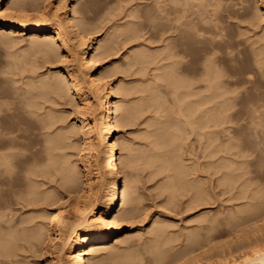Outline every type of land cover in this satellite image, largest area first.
<instances>
[{"label":"bare ground","instance_id":"1","mask_svg":"<svg viewBox=\"0 0 264 264\" xmlns=\"http://www.w3.org/2000/svg\"><path fill=\"white\" fill-rule=\"evenodd\" d=\"M9 1H8L9 3L7 2L8 3L7 6L11 10H9L8 12H4V9L1 5L4 2V0H0V28L1 27L4 28V29H2V28L0 29V33H2V34H0V37L3 36V34H5V32H7V31L1 32V30H5V29H9V31H11V32L21 31V33H30L33 36L30 37V40H29L30 43H28V44L30 45L29 47L33 49L32 51L35 50V53L38 52L39 55L42 56L41 58H44V60L46 59L48 62L49 61L53 62V60H55V61L58 60L61 63L63 62L64 65H63V68L61 69L62 71L57 70V72H55V73L53 71V72L46 74V76L44 78L45 80H40V79L36 80L38 82H35V81L32 82L33 80H31L30 86L27 85L29 88H27V86L26 87L24 86L23 89L20 88L22 86H20V87L18 86V88H14V86H13L14 89L13 88H9V89L7 88L8 92H10V93L12 91H13L12 93L17 91L18 93L20 92L19 94H21V91L24 90V92H22V94H24V96H21V97H19L20 95L17 93H14L15 94V95L13 94L14 96L11 93V97H16V94L18 95L17 96L18 102L14 98L12 99V100H15L17 102V105L15 104V107L11 106L14 103H12L10 105V101H8L9 99L11 100V98H8L10 96V93L8 96L7 92L3 91V92H6L5 94H3V95H7L6 99L8 98V100H6V99H4L5 97H3L1 95L3 93L1 90L0 97L2 96L3 100L0 101V113L2 111L3 114L6 113V115L4 114L5 116H8L7 112L11 111L10 109L13 110V108L17 109V107H20L22 110H20L18 108L17 111L20 110L21 112H23L22 114H25L24 112H26L28 114V117L29 116L31 117V114L34 113V115H35L36 112H39L36 110L42 109L40 106L44 103V102L42 103V100H40L42 104L40 106H37V104L40 101H37L36 99L32 100V98H33L32 96L38 95V97H36V98L40 97V99H44V101L48 102L49 98L51 100H53V98H52L53 94H55V96L60 95L62 97L61 94H64L65 91H67V93H65L67 95L74 94V95H76V97L79 96L80 99L83 100V102H82L83 107L86 109V111L90 110V112L92 111L91 113H93L94 112L93 110L96 107H98L101 111L98 118L94 117L95 116L94 113L91 114V118L89 121L84 119L83 117H78L76 119V121H78V122H76L77 123L76 125L78 127L77 129L78 130L80 129L81 134L84 135V133H85L88 135V137H90L89 138L90 140L87 142V145L90 147V149L92 151H94L93 157H94L96 168H97V170L100 168H101L100 170H102V168H104L105 169L104 171L107 172L109 179H108V187H107L106 192L102 193V196L100 197L101 199H98V197L97 198L95 197L96 196L95 194L97 192L92 193V190L94 188V184L100 183L99 181L101 179H103L101 177V174H100L102 172H100L96 177H94V178H97V180H99V181H95V180H93V176L91 175V172H89V170L88 171L87 170L81 171L82 173L80 174L81 175L80 176L79 174H77L78 171L76 172V168L69 166L71 164L70 163L68 164V161L66 158H64L65 160H63L62 152L60 150H57V148L60 147V143L58 144V142H60L59 140H61L60 139L61 136L64 137L67 134H69V132L72 131L71 126H69L71 129L68 127L70 130H68L67 134L64 133L65 134L64 135L62 133V135L60 137H59V135L55 136V138L59 137L58 138L59 140L57 138L54 140V138H53L54 134L52 137H50L49 135H47L48 137H45L43 135L45 132H43V134L41 133L42 136L45 138V140H43V138H42V142L40 140H37V141H40L41 144H37L35 142L38 145V146H36L35 143H34V145H33V143L30 145V144H27L26 142H25L26 144H24V142H22L24 139L22 140L20 137L26 133V132L25 133L22 132L24 128L21 129V127H20L18 129H16V131H18L20 129L22 130V131L20 130L22 133L19 131L21 133V135L17 134L16 132H15L16 135H12V134H11L12 136L9 135V133L12 131H15V128L17 127V125H15L13 123L15 120H13L11 122L12 124L15 125V127H13L14 128V130H13V128L11 126H14V125L11 124V126L10 125L8 126L10 128H8L6 126L8 123L5 122V121H8L7 119L10 120L11 117H6L7 119L4 118L5 120L1 119L3 122L6 123V125H4L2 123L0 124V128H4V129H2L3 132H1L2 130H0V134H2V137L0 136V264H20L21 262H19V261L22 258V257H20L21 255H26V254H28V255L32 254L33 255V253H35V252H36V254H39V252H41V251L43 252V250H46V249H50L51 251L54 250L56 253L55 259H54L52 264H63L61 255L66 257L65 261H67V264H92V263H90L92 256H90L88 254L93 252V251L98 250L99 246L104 247V248H106L105 246H108L107 244L113 240L115 235L123 230L122 220L124 218L131 219L130 216H132L134 214V212H136L135 211L136 206H134V205L137 204V202H138L137 196L136 195L133 196V194H132V189L134 186V180H136L134 177L135 174L133 175V172H131L129 167L130 168L132 167L133 162L135 161V157H137L139 154L137 156H135L134 155L135 151H134V153H132L130 155L131 152L128 151L129 155L127 154V156L125 157L124 155H121L123 152L122 151L118 155H116V152H115L116 143L113 140V135L115 133L116 127L121 123H126L129 121V119H128L129 116L127 115L129 113V109L122 107V103H120L121 102L120 98L119 99L113 98V97L117 96V93H119L120 89L117 86V84H113L111 80H106V78L111 75V74L109 75V71L108 70H100L99 71L97 68L98 67V60H99L98 55H99V53L105 54V52L109 49V46L111 45V43H110L111 39L110 40L108 39L110 42L107 40L108 42L103 41V42H100L98 45H95L96 40H94L93 37L92 38H88V37L86 38V35L88 33L92 32L91 30L95 29L96 24L94 23L95 24L94 25L91 22L87 21L88 19H87V17H85V15H84L85 13L79 11L78 8L75 7L76 6L75 4H73L71 7V10H72L71 16L66 14L65 9L63 10V12L62 11L56 12L58 7L59 8L61 6L63 7L65 0H61V1L58 0L59 6L57 7V9L55 10L54 13H53L54 10H52V12H51V14L53 13L52 14L53 16L51 15V17H54V18L51 19V17H49L50 19H48V20H39L38 19L39 16H37L39 14H37L36 16L34 14L33 15L31 14V12H37V10H39V8H37V5H40L39 3H37L35 5V7H33V8H36L37 10L32 11L31 9L28 8L29 7L28 5H30L29 4L30 2L28 3L27 0H9ZM205 1H207V0H205ZM205 1H203V0H153V3L151 5L149 4L150 7L147 6V8H145L146 10H150L151 12L149 13V11H146L144 9L143 13H145V11H146V12H148V14L147 13H146L147 15L143 14V16L144 17L148 16L150 20H153V21H151V24L153 26H155L154 28H156V27L159 28L160 26L162 27L164 24H166L168 22V24L165 25L166 28L164 26L162 31H164V32L169 31L168 33L174 32L175 35L179 34L178 35L179 37H181V35H182L183 37H185L184 43L188 44V43H191L192 41H193L192 43H194L195 41L197 42L198 40H203L202 38L204 37V33L205 34L207 33V35H209V33L210 34L215 33L216 35H218V34H222L221 32H223V31H221L222 26L220 27L218 25V24H222L221 23L222 21L217 22L218 24L215 21V20L219 19L220 16L218 18L217 13L214 12V11H217L216 9L219 10V7L221 6V5H219L220 0H215V2L218 1V3L214 2L211 10L209 9V5L212 4L211 0H210V2L207 1V3H203ZM31 2H32V0H31ZM35 2H37V1H35ZM35 2H33V3H35ZM223 3H224V1H223ZM220 4H222V1L220 2ZM31 5L34 6L33 4H31ZM31 5H30V8H32ZM40 6H42V4ZM44 7H45V5H43V8L40 7L42 9V10L40 9V13H41V11H43ZM256 7H257V5H256ZM258 8L257 9L262 12L261 15H263V18H264V5H259ZM33 10H35V9H33ZM163 11H164V13H161ZM230 12L231 11H229V13L227 15H229ZM236 12L238 13L237 10H236ZM82 13H83V15H82ZM215 13H216V15H215ZM232 13H231V15H232ZM162 14H166V15H164L165 16L164 19L166 18L165 21H167V20L168 21L167 22L164 21L165 23L163 21L158 22L155 20L158 18H159V20H162V19H160V16H161V18L163 16ZM235 15H236V13H235ZM233 17L237 18V15L233 16ZM146 20H147V18H146ZM147 21H149V20H147ZM159 23L160 24L164 23V24L160 25ZM206 23H210V25L209 24L207 25ZM90 24H92L93 26ZM254 24H256V22ZM118 26H120V25L118 24ZM120 27H118L119 31L122 30V28L120 29ZM158 28H156V29L158 30ZM217 28L219 29V31H217ZM95 30H97V28ZM242 31H241V33H242ZM175 32H177V33H175ZM67 33H69V35ZM41 34H42V36H41ZM171 34H169L168 37L171 40L172 39L175 40V37H177V36H173L174 34L173 35H171ZM260 34L259 35L261 36V38L259 37V40H261V39L264 40V31L262 33L260 32ZM170 35L173 36L174 38L170 37ZM207 35H205V37ZM257 35H258V33H257ZM209 36H212V35H209ZM179 37L177 39H179ZM213 37L214 36H212L211 38L209 37L210 40H212ZM2 38L4 39V37H2ZM174 40H172V41H174ZM181 40H182V38L179 41H181ZM263 40H261L262 44L264 43ZM4 41H5V39H4ZM261 41H259V42L261 43ZM6 42H8V41L6 40ZM174 42H172V43L174 44ZM259 42H257L256 44H259ZM82 44L84 45L83 48L78 49L77 47H79V45H82ZM182 44H183V42H182ZM215 44H216V42L213 43L212 45L210 44L211 48ZM219 44H218V47L220 46ZM184 45L182 46L180 44V46H179V43H178V46H179V48H181L182 52H183V49L185 50ZM263 45L262 46L259 45V47L263 48ZM169 46H171V45L169 44ZM175 46L176 45L174 44V46L171 48L173 50V53H174V51L175 52L180 51V50L177 51L178 48L174 50L173 48ZM215 46H216L215 48H217V44ZM220 47L223 48L222 46H220ZM259 47H257V48H259ZM30 48H29V50H30ZM97 48L100 51L97 50L98 51L97 52L96 51ZM209 48H210V46H209ZM215 48L212 50L214 51ZM255 48H254V51H255ZM139 49H141V50H139ZM139 49H136L135 52L133 51L134 53L132 52L133 55L131 56L130 61L133 62V64H134V62L137 63L138 61L139 62L142 61V63H143L144 57L146 58L148 54L150 55V53L147 54L145 52L147 50H148L147 52H150L148 48H147V50H145L144 48H139ZM142 49L144 50L143 52H145L146 56L143 54ZM218 49L219 48H217L216 50H218ZM26 51H28V49ZM215 51L214 52L208 51V54H209V52H211L210 53V56H211V54L213 55L214 53H216ZM225 51L227 52V50H225ZM262 51H264V50L261 49V52ZM258 52L259 51L254 52V55L259 54ZM222 53H224V51ZM166 54L168 55L169 53L167 52ZM166 54H164L165 56L161 57V58L165 59V57L167 56ZM174 54L176 55L177 53H174ZM178 54H179V52H178ZM173 55H170L171 58H169V60H168L169 62H166L169 64L167 67H165L167 65L166 63H165L166 65L165 64L159 65L160 66L159 67L160 72L158 71L157 73L159 76L158 79H160V78L164 79L163 80L164 82H167L169 84V86L171 85L170 87L172 90L175 88L174 91L171 90L173 92L172 93L173 97H172V95H171V97L173 98V100H175V103H176V104L173 103L174 105H176V112L175 113H177V116L182 115V119L184 117L185 123L187 122L188 124H192L195 122V123H198L200 126L199 125H197V126L201 127L202 129L204 126H206V127L211 126V128L216 129V130H214V129L212 130L210 128L211 129L210 130V129H208L209 127H207L208 132L210 130L212 133L209 132L208 134H206L204 132L206 135L203 133L202 130H200L205 135V137L207 135L210 136L209 134H211L210 137L212 139V136H213L212 134H216V136H217L220 132H222L220 134L225 135L224 136L225 138L227 137V142L223 143L220 140L218 143L215 142L214 144H216V147L219 149V151L223 150L224 152H226L227 154L230 155V156H228L227 159H229L230 160L229 163H231L233 165L232 168H233L234 173L231 171V173H232V175H231L230 171H229L230 169L228 167H226V165H224L226 162L225 159H224V161H225L224 164H222L220 162V160L221 161L223 160V159H221L223 153H221L220 158L218 157V159L215 160V164L217 161H219L222 166L224 165L223 167L228 168V170L224 169V168H223V170L228 171L227 176L229 173L230 176H228V177L230 179L222 172L224 174V176H226L225 178L226 179L228 178V180H226V181L232 182V181H229V180H231V177L234 176V178H236V177H239L242 175H244V180H246V178L249 177L246 174L248 173V170H250V169H248V168H250L249 167L250 162H251V164L253 163L252 159H254L253 155H255V154L252 153V155H251L252 159L251 160H250L251 157H249V156L251 154V151L255 148L253 147L252 150L249 149L247 143L250 144L251 141H250V143L247 142L248 140L246 139V137L248 135L243 136L247 141L245 139H243V137L240 135L243 132V130H242V132L240 131L242 129L241 126H243V124L240 126V124L238 123L239 118H241V117H239L240 111L238 112V108L236 107V105H237L238 97L240 96L243 99L242 96L245 94H243V95L241 94L242 95L241 96L239 94L243 93V92L239 91L240 89L237 90L238 92H235V90H233L231 87V86L236 85V84L238 85L239 80H236L233 78L237 82L232 81L233 80L231 78L232 76L229 79V75H232L231 74L232 71L229 72L228 69H227V72L224 70L226 72L225 73L226 75L228 73L227 77H225L226 75H224V73L220 72L222 69L219 71L215 67V66H217V64H219L218 58L215 59L216 56H212V57L207 56L206 59L204 58L205 61L203 60L204 65H205L204 68H203V66H201L202 70L197 69V70H200V72L198 71L200 74L198 72H197V74L201 75V78H200V76H198L196 74L198 79L200 78L199 81L202 80L201 83H203V81H204L205 85L200 83L204 87H200L199 91L197 90V88H198L197 86H196L197 87L196 89H195V87H193L195 89V91L197 90V92H194L193 91L194 89L192 90V86H193L194 82L195 81L198 82V80L195 79V81H192V79H189V78H191V77L193 78L195 71L193 72L194 74H192L193 76L190 75V77H189V75H188L189 69L186 72H184L183 71L184 68H182L183 74L186 75V73L188 72L187 78H184V77L182 78L181 77L182 73L179 75L178 69H175V64L177 62L181 61V59L175 60V58H173ZM214 55H216V54H214ZM258 58H256L255 60H257ZM259 59H261V57ZM146 60H147V58L144 60V62ZM170 60H171V62H170ZM223 60H225V58H223ZM11 61H10V63L13 62V61L12 62ZM219 61H221V58ZM263 61L264 60H261V61L259 60L260 63H258V64L260 67H262V65L264 64ZM183 62L181 63V66L185 65ZM261 62H263V64ZM17 63H15V64H17ZM225 63L228 64L227 62H225ZM127 64H130V63H127ZM178 64H180V63H178ZM178 64H176V67ZM230 64H229V70H230ZM163 65H164V67H162V70H161V66H163ZM218 66H217V68H218ZM178 68H181V67H179V65H178ZM222 68H223V66H222ZM226 68H228V67H226ZM232 68H233V66H232ZM81 69L86 71V73L88 75L89 87L91 88V90H89V92L90 91L93 92L92 94H93V97L95 99L94 105H92L91 102H89V99H87V97H86L87 96L86 94L88 91L86 92L84 90L85 87H83L84 86L83 80L81 79V76H80ZM261 69H262V73H263L264 72L263 71L264 65H263V68H261ZM176 70H177L176 74L178 75L177 77L175 74ZM157 73H155L154 76H157ZM237 74H238V72H237ZM196 75H195V78H196ZM223 75H224V78H221ZM248 77H250V76H248ZM239 78H243V77L240 76ZM11 79H13V78H11ZM244 79H246L245 82L249 81V79H247V77H245V75H244ZM14 80H15V78L12 81H14ZM193 80H194V78H193ZM153 81H154V79H153ZM27 82H29V81H27ZM192 82H193V84H192ZM241 82H242V80H241ZM167 83H165V84H167ZM25 84H27V83H25ZM191 84H192V86H191ZM240 84H242V83H240ZM150 86L152 87V85H150ZM150 86H148V83H147V85L145 83L144 84L145 88L144 87L143 88H144V90L146 88L151 89ZM172 86H174V88ZM31 87H33L34 89ZM10 89L11 90L13 89V90L11 91ZM18 89H20V90L18 91ZM25 89H27V90L30 89V92L33 90L32 92L34 94L32 95V93H30L29 91L28 92L25 91ZM150 89H148V90H150ZM152 89H154V88H152ZM34 90L37 92L35 93ZM243 90L244 89H242V91ZM248 90H250V87ZM156 91L155 92H154V90L148 91V93L143 95V97H142V99H140V101L143 100V101H141L143 103H144V101H146V102L152 104L151 106H153V104H156L155 106H157V107L162 106V103L164 101L161 98H159L161 100H158V97L156 94L158 92H156ZM245 92L246 91H244V93ZM28 94H29V96H25ZM259 95H261V94H259ZM58 96H56V97H58ZM262 96H260V97L257 96L258 98L254 99L255 100L254 103L252 102L253 105H252V103L249 104L246 100V102L249 104V106L252 105V107L249 109V111L247 113L245 112L247 115L246 114L245 115L243 114L244 116L240 115L243 117L247 116L245 119L248 118L247 122H248L249 128L250 127L252 128V129L250 128L252 131L254 128L257 127L256 125L259 123V122L257 123V121H254V119H253L254 112H257L258 110L264 108V98H261ZM46 98L48 101L45 100ZM241 98H239V99H241ZM51 100H50V102H51ZM55 100H53L52 102H55ZM160 101H163V102L160 103ZM146 102H145V105H146ZM239 102H240V100H239ZM95 104H96V106H95ZM173 104H172V107H173ZM163 105H164V103H163ZM168 105H170V104H167L166 106H162V109L160 107L158 108L159 110L156 109V111H155L156 114H158V112L160 113L161 110L164 111L163 114H165V116H168L169 114H171L172 112L169 113V111H171L170 110L171 106H168ZM249 106H246V107L249 108ZM244 107L245 106H243V108ZM36 108H39V109H36ZM244 110L246 111V108ZM13 111H15V110H13ZM15 112L13 114H15ZM21 112L20 113L17 112V113L21 114ZM42 112L40 111L41 114H45L47 112V114H45V116L47 117V119L51 118L48 120L50 122V120H52V118H53L52 115L54 112L53 113L51 112L52 114H50V111L48 113V110H46L45 113H42ZM196 112L198 113L197 115H195ZM17 113L15 114L16 116H17ZM27 114H25V116ZM160 114L162 115V113H160ZM160 114L156 115V116H158L156 118L157 120H154V121H152V123H150L151 125H153V128L151 129L150 134H152L154 136V139H152L153 142H151V143H153V145L151 147L155 148V152L151 153L152 155H150V156H148L149 155L148 154L147 155L148 157L146 159L144 157V159L147 160L148 163H150V164L153 162L155 166H156V162H157L156 167H158L159 170L161 169V171H162V168H164L168 171V173L166 171V174H168V179L166 180V182L164 184V187L166 188V189L165 188L164 189L169 191V194L171 195L172 198L173 197L176 198L179 194H181L179 192H183L184 190H187V189L188 190L193 189L194 193L190 192L193 195V198H192V195L190 194L191 199H193V201L195 199L198 200V198L202 199L203 193L201 194L198 190L203 189L201 187L206 184L204 182L205 178L203 181H200V177H196L198 179V181L204 182V184L202 183L203 184L202 185L201 183H199L197 181V184H200L201 186L197 185L198 187H200V189H196V183L194 182V179L196 180V178L194 177V179H192L193 175L191 178L189 177L190 176L189 174L199 166L198 163L195 164V162H194L195 165H198L194 169L195 165L192 164V166H193L192 167L191 165H188V163L184 164L185 162L183 163V161H184L183 157L180 156L182 158V159H180V157H179L180 153L179 154L177 153V151H178L177 146L180 147L179 146L180 144H178V142H177V137L180 134V132L182 131V127H183V131H184V126H181L180 124H176V126H175L176 129L174 128L172 130V128H171L169 130L170 127L169 128L167 127L169 125V124H167L168 120L166 122L165 119H167V118L170 119V117L172 118V116L164 118V120H163V117H165V116H162V117H160L162 120L161 119L159 120V116H161ZM174 114H173V117H174ZM34 115H32V116L34 117ZM35 116H40V115L37 114ZM156 116L154 115V117H156ZM42 117H44V115ZM42 117H40V120H42L41 126L44 127V124L47 122V120H44L46 117H44V118H42ZM34 118L37 119L39 117H34ZM180 119H181V116H179L178 121L182 120V119L181 120ZM258 119H260V118H258ZM241 120L243 121L242 118H241ZM44 121H45V123H42ZM56 121L57 120L55 119V122ZM242 121H241V123H245ZM37 122H39V119H37ZM53 122H54V120H53ZM182 122H183V120H182ZM34 123H35V120H34ZM50 123H51V125H53L52 122H50ZM168 123H170V122H168ZM185 123L183 122V124H185ZM37 124H39V123H37ZM46 124H48V122ZM188 124H187V126H188ZM260 124H261V122H260ZM148 125H149V123H148ZM41 126H40V129L42 131L43 127L41 128ZM192 126H193V124H192ZM197 126H195V129L198 128ZM259 126H261V125H259ZM49 127H47V125H46L45 128H49ZM81 127L82 128L85 127V128H83L84 130ZM206 127L203 130H205ZM243 127L245 128V126H243ZM37 128H39V127H37ZM68 128H66V130ZM246 129L247 128H245V130ZM64 130H63V132H64ZM247 131H245L244 133H246ZM89 132H91V133H89ZM198 132H199V128H198ZM254 132H255V130H254ZM183 133H185V132H183ZM250 133H252V132H249V134ZM255 133H257V132H255ZM255 133H252L253 138L255 137V135H254ZM146 134L148 135L149 133H146ZM185 134H183V135H185ZM257 134H259V133H257ZM216 136H214V138H216ZM66 137H69V136H66ZM66 137H64L61 140V142H63V144L65 142L64 140ZM205 137L203 139L206 142L205 141H203V142L204 143H207V142L210 143V141H211L210 138H209V140H210L209 141L207 139V137L206 138ZM224 137H222V138H224ZM252 137H250V138H252ZM262 137H264V136H262ZM18 138H20L21 141ZM23 138H24V136H23ZM258 139H260V138H257L254 141H257ZM56 140H57V142H56ZM43 141H45V143ZM216 141H218V140H216ZM260 141H262V140H260ZM121 142H124V141L119 142L120 151L122 149H124L125 147H128L127 143L125 144V142L124 143H121ZM209 143L204 144V146L206 147V148H204L205 150L206 149L208 150L209 148H210L209 150H212L211 148H213L212 147L213 145L211 143H210V145H208ZM258 143L260 144V142H257V143L255 142V144H258ZM63 144H62V146H63ZM165 144L168 147H165L164 146ZM253 144H254V142H253ZM201 145H203V144H201ZM209 146H211V147H209ZM262 146L260 148H258V146L256 147V152H257L256 155L258 156V157L256 156V158H257V160L259 159V161L261 159H264V153H263L264 146L263 147ZM60 148L62 149L63 147H60ZM217 148H216V150H218ZM257 148H258V150H257ZM55 149H56V151H55ZM135 149L136 148H134V150ZM204 149H202V150L204 151ZM207 150H206V152L204 151L206 153V155H208ZM209 150H208V152H210ZM246 150L247 151L249 150L248 151L249 153L246 152ZM59 151L61 152L60 154L58 153ZM137 152H138V150H137ZM213 152L216 154L218 153V151H215V150H213ZM140 153H142V151ZM60 155H61V157H60ZM206 155H205V157H206ZM219 155H220V152H219ZM223 156L225 157V155H223ZM140 157L142 159V156H140ZM140 157H137V158H140ZM82 158H84V157H82ZM213 159H215V158H213ZM254 161H256V159H254ZM145 163L148 164L147 162H145ZM248 164H249V166L247 168L246 166ZM256 164L262 165L259 162ZM209 165L212 166L213 164L208 163V165H206V167ZM190 166L194 170H191ZM213 166L216 167L215 165H213ZM213 166H212V168H213ZM219 166H217V167L219 168ZM86 167L90 168V164L88 163ZM71 168H73L74 170H71ZM208 168L209 167H207V169ZM80 169H79V171H80ZM201 169H203V168H201ZM201 169H198V170H201ZM59 170L61 171V174H59L60 173V172H58ZM100 170H98V172ZM198 170H195V171L197 172ZM54 172L58 173L59 177L62 179V180L60 178H59L60 180L58 179V181H61L60 183L59 182L58 183L52 182L54 180L50 181L49 179L53 175L50 176V175L45 174V173L53 174ZM210 175H209V177H211ZM78 176L81 177V179H80L81 184H80V181L78 179ZM224 176L222 175V178H224ZM254 176H255V174H254ZM242 177H240V180L243 179ZM220 179H221V176H220ZM232 180H233V178H232ZM236 181H237V179H236ZM253 181H255V179ZM253 181L250 183L254 184L255 182L253 183ZM47 182L54 183L57 186H55L54 190L53 189L49 190L50 188H47V187H46L47 189L42 188L43 184H45V183L48 184ZM221 182H222V180H221ZM221 182H219V183H221ZM219 183L217 184L218 186L221 185V184L219 185ZM246 183H247V180H246ZM226 184H228V183H226ZM257 184H258V182H257ZM222 185H225V184H222ZM229 185H230L229 187H231L233 184H229ZM246 185L250 186L248 184H246ZM256 185H254V186L252 185L255 188H253L251 186L252 190L250 189L251 193H250L249 197L251 199H258L260 202V200L264 198V191L261 190V187H260V189L256 188ZM236 186H238V185H236V183H235L234 188H236ZM259 186H261V185L259 184ZM43 187H45V185ZM50 187H53V186H50ZM262 189H264L263 186H262ZM204 190H207V189H203V192H204ZM236 190H237V188H236ZM207 192L209 193V190H207ZM3 193H4V195L6 194L5 198H7L6 197L7 195H9V198H7L8 200H6L2 197ZM236 193H238V192H236ZM239 193L241 195L242 192H239ZM176 194H178V195H176ZM185 195H186V192H185ZM240 195H237V197L238 196L241 197ZM66 197H69V198L72 197V198H74V200H76L75 209L77 210V214L74 213L76 218H75V216H74V218L72 216L73 219H70L71 215L68 214L69 211L68 212L66 210L62 211L60 209V207H62L63 205L66 204L65 200L63 201V199ZM206 197H204V198H206ZM242 197L244 198V196H242ZM246 197H248V196H246ZM135 198L137 200H135ZM251 199H249V200L251 201ZM200 201H194L193 203L192 202H190V203H192L193 205L194 204L196 205V203H199ZM133 202L134 203L136 202V203L134 204ZM246 202H248V201H246ZM252 202L253 201H251V203ZM263 202H264V200H263ZM248 203L249 204H245V208L243 207L244 210L251 211L249 213L254 212L256 207H257V206L255 207V205H257V204H250V202H248ZM54 204H55V206H54ZM66 205H68V204H66ZM13 206L14 207L16 206L18 208L17 210L21 211V214L23 212H25V213L30 212V214L26 213L27 215L24 214L21 216H20V214L16 215V213H18V212H15V213L13 212V210L16 209ZM43 207H45L47 214H44L45 212H43V211H42L43 214L40 213L41 211L40 212L37 211V210H39L38 208L43 209ZM45 209H43V210H45ZM257 210L258 209H256V211ZM31 211H32V213H31ZM238 211L241 212V209ZM229 212H231V211H229ZM236 213H237V211H236ZM249 213L246 212L247 215H251ZM200 217L202 218L201 215H200ZM252 217H254V213H252ZM215 218H214V220H215ZM205 219H206V216H205ZM210 220H213V219H210ZM211 223L212 222H210V226H212ZM199 225H198L199 228L202 227ZM155 226H156V224H154V227ZM205 226H207V225H205ZM199 228H198V230H199ZM151 229H153V227ZM200 230H199V234L197 232V235H200L202 233V231L200 233ZM153 231H154V229L152 230V232ZM159 231H162V228L156 226L154 232L157 233ZM164 231H165V229H164ZM162 233H164V232H161L160 234H162ZM189 234H192V233H189ZM195 235L196 234H194V236ZM202 235L203 234H201V236ZM154 236H155V234H154ZM157 236H159V235H157ZM187 236L190 237V235H187ZM55 238L61 239L59 242V246L56 249H55V245H57V244H55V240H56ZM155 238H157V237L155 236ZM155 238L153 240H155ZM160 239H162V238H159L158 241H161ZM153 240L151 241L152 243L150 242L152 245H150L149 250H148L152 253V255L148 257V260L151 264H171L180 258V256H178V253H179L177 251L178 249L175 250L178 253H177V256L174 257V255H176V252H173L175 254H173V253L169 254L170 251L167 252L168 250L164 249V247L166 245H164V247H163L161 242H158V241L156 242L157 239L155 240V243L153 242ZM162 240L164 241V239H162ZM185 241H187V240H185ZM191 241L192 240H190V242ZM164 242H166V241H164ZM164 242H163V244H164ZM188 244H189V240H188ZM191 244L193 245V243H191ZM197 245L198 244H196L194 246H197ZM200 245H199V248H200ZM203 245H206V244H203ZM185 247H187V246L185 245ZM187 248H190V247H187ZM197 248H198V246H197ZM199 248L197 249L198 251H199ZM167 249H169V248H167ZM193 249H194V247H193ZM201 249L202 248H200V250ZM50 250H48V251L50 252ZM182 251H184V250H182ZM186 251H187V249H186ZM192 251L193 250H191V252ZM117 252H119V250H114L113 252L111 251V255L113 257L112 256H110V257L116 258L114 256H117L120 253L126 254L123 251L120 253H117ZM185 252H183L182 254H184ZM194 253H195L194 254L195 258H196V255H197L196 251ZM186 254H189V252L187 251ZM200 254H198L196 260L199 259ZM28 255L26 256V258L28 257ZM127 256H128V254L126 255V257ZM184 256H186V255L184 254ZM191 256L193 258V254H191ZM192 258L190 259V260H192L191 264L193 263ZM23 259H24V257H23ZM235 259L236 258H234V260H232L230 262H226V261H224V258H222L221 262L219 260V262H220L219 264H264V244H262V245L257 244V246L255 245V246L251 247L249 252L244 254L243 257H241V259H239V258L236 260ZM51 260H53V259H51ZM181 260H182V258H181ZM183 260H184V258H183ZM202 260L200 257L199 261L201 262ZM187 261L190 264V261L188 259H187ZM149 262L147 264H149ZM200 262H199V264L202 263V262L201 263ZM211 262H213V261L211 260ZM176 263H177V261L175 262V264ZM195 263H193V264H195ZM205 263L209 264V261H208V263L207 262H205ZM112 264H113V262H112ZM180 264H182V261L180 262ZM210 264H213V263H210Z\"/></svg>","mask_w":264,"mask_h":264},{"label":"rangeland","instance_id":"2","mask_svg":"<svg viewBox=\"0 0 264 264\" xmlns=\"http://www.w3.org/2000/svg\"><path fill=\"white\" fill-rule=\"evenodd\" d=\"M8 1L9 0H4V2L1 4L3 9H4V12H8L9 10H11L7 6L8 3L10 2V1L9 2ZM27 1H28V3L30 2L29 3L30 5L31 4L34 5V6L31 5L32 8L35 7V5L37 3H39L40 5L42 4V6L37 5V8H39V10H37L36 8H33V9H35V10H33L32 8H30V5H28L29 6L28 8L31 9L32 11L37 10V12H31V14L32 15L34 14L35 16L37 14H39V15H37V16H39L38 17L39 20L50 19L49 17H51V15L55 12L57 7L59 6L58 0H35L37 2H35L34 0H32V2H31V0H27ZM59 1H61V0H59ZM203 1H205V0H203ZM207 1L210 2V0H207ZM207 1H205L203 3H207ZM212 1L213 0H211L212 4H210V5L208 4L210 10H211L212 5L214 4L215 0L213 2ZM221 1H222V4H220ZM223 1H224V3H223ZM33 2H35V3H33ZM220 2H219V5H221L220 6L221 8L219 7V10L216 9L217 11H214V12L217 13L218 18H219V16H220V18L222 17L221 18L222 20L220 18L217 19L218 21L215 20L216 23L219 21L220 22L222 21L221 22L222 24L217 23L220 27L222 26L223 30L221 29V31H223V32L220 31L222 34L216 35L215 33L214 34L209 33V35L214 36L212 38V40H210V38L212 36H209V35H207V33L206 34L204 33V37L202 38L203 40H198L197 42L195 41L194 43H192L193 42L192 41L191 43H188V44L184 43L185 37H183L182 35H181V37H179L178 36L179 34L175 35L174 32H171L172 33L171 34V33H168L169 31L168 32L162 31L164 26L168 24V22H167L168 20L165 21L166 18L164 19V17H165L164 15H166V14H162L163 15L162 18L160 16V19H162V20H159V18L155 19L158 22L159 21L160 22H162V21L167 22L166 24H164L165 22L161 23V24H164L162 27L160 26L161 24L159 23L160 27L159 28L156 27V28H158V30L156 28H154L155 26H153L151 24V21H153V20H150L148 16H145V17L143 16V14H146V13L148 14V12H146V11H149V13L151 12L150 10H146L145 8H147V6L150 7L149 4L151 5L153 3V0H65L63 7L62 6L60 8L58 7V9L56 11V12H60V11L63 12V10L65 9L66 14L71 16L72 15L71 7L73 4H75L76 5L75 7H77L79 11L85 13L84 15H85V17H87V19H88L87 21L91 22L92 24H94V23L96 24L95 29L97 28V30H95V29H93L94 31L91 30L92 32L88 33L86 35V38L87 37L88 38L93 37V39L96 40L95 45H98L100 42H103V41L106 42L108 39L109 40L111 39V42L108 40L111 43V45L109 46V49L105 52V54L99 53V55H98L99 60H98V67L97 68L99 71L100 70H108L109 71V75L110 74L111 75L108 76L106 78V80H111L112 83L117 84V86L120 89L119 93H117V96L113 97V98L114 99L120 98V100H121L120 103H122V107L129 109V113L127 114L129 116L128 117L129 121L126 123L119 124L116 127L115 133L113 135V140L116 143L115 152H116V155H118L120 152L123 151L121 155H124L126 157L129 152H131L130 153V155H131L135 151V154H134L135 156H137L138 154L139 155L137 157L142 156V159H141V157L140 158L135 157V161L133 162L132 167L131 168L129 167L131 172H133V175L135 174L134 177L136 179V180H134V186L132 189L133 196L136 195L137 199H138L137 200L135 198V200L138 201L137 202L138 205L135 204L136 202L135 203L133 202L135 204V205L134 204L133 205L136 206V209H135L136 212H134V214L132 216H130L131 219L124 218L122 220L123 230L115 235L113 240L107 244L108 246H105L106 248L99 246L98 250L93 251V252L88 254V255L92 256L91 257L92 261L90 260V263H92V264H95V263L96 264H109V263L112 264V262H113V264H123V263L124 264H147L149 262L148 257L152 255V253L148 250H149L150 245H152L151 241L155 238V236L157 237V238H155V240L157 239L156 242L158 241L159 238H162V239H164V241H166V242H164L162 239H160L161 241H158V242H161L163 247H164V245L167 246V247L165 246L166 248L164 247V249L168 250L167 252L170 251L169 254L176 252V255H174V257H176L177 253L179 252L178 256H180V258L178 260H176L177 261L176 264H178V263L180 264L181 261H182V264L183 263L189 264L187 259L190 261V264H191V261H192V260H190L192 258L191 254H193V258H192L193 263H195L197 261L195 264H199L200 257H201V260L203 259L201 261L202 263L200 262L201 264H204L205 262L208 263V261H209V264L210 263L219 264L222 261V258H224V261L230 262V261L234 260V258L241 259V257H243L244 254L249 252L251 247H253L255 245L257 246V244H259V245L264 244V202H263L264 198L261 199L262 201L260 200V202H259L258 199H251L249 197V195L251 193L250 189L252 190V187L254 185H256L257 182H258L257 185L259 186V184H260L261 186L258 187L256 185V188L260 189V187H261V190L264 191V189H262V186L264 188V163H263L264 159H261L259 161V159L257 160V158H256V156H257L256 155V153H257L256 147L258 146V148H260L264 144L263 143L264 137H262V136H264V127H263L264 126V115H263L264 114V111H263L264 108L262 107L263 109H260L261 111L258 110L257 112H254L253 119H254V121H257V123L258 122L259 123L256 125L257 127L255 126L256 128H254L253 131L251 130L252 129L251 127H250L251 129L249 128V125L247 122L248 118L245 119L247 116L243 117L249 111V109L252 107V105L255 101L254 99H257L258 97H260L262 95L264 96V72L262 73V69H261V68H263V65H264L263 62L264 61L261 62L263 64L262 67H260L258 64V63H260L259 60L260 61L264 60V51L261 52V49L264 50V45H263L264 43L262 44V41H261L263 39L259 40V37L261 38L260 32L262 33L264 31V18H263V15H261L262 12L260 10H258L259 5H264V0H220ZM215 3H218V1ZM43 5H45V7L43 9L44 12L41 11V13L43 12L44 14L43 13L41 14L40 9L43 8ZM256 5H257V7H256ZM144 9L146 10L145 13H143ZM52 10H54V11L51 14ZM236 10L238 11V13L236 12ZM229 11H231V12L229 15H227L229 13ZM83 13H82V15H83ZM161 13H164V11ZM216 13H215V15H216ZM231 13H232V15H231ZM235 13L237 15V18L233 17V16H236ZM52 18H54V17H51V19ZM146 18L149 21H147ZM255 22L257 25L254 24ZM92 24H90V25H92ZM118 24L121 27L118 26ZM206 24L210 25V23H206ZM118 27H120V29L122 28V30L119 31ZM165 28H166V26H165ZM2 29H4V28H2ZM2 31H7V32H5V34H3V36L0 37V93H1V90H2V92L6 91L7 95L9 96V93H10V92H8L9 88H13V86H14V88H18V86L19 87L22 86L20 88L23 89L24 86L25 87L27 85L30 86L31 80H33L32 82H34V81L38 82L36 80H39V79L45 80L44 78H45L46 74L53 72V71L55 73V72H57V70H61L63 68V65H64L63 62L61 63L58 60L57 61L53 60V62L52 61L48 62L46 59H45L46 60L45 61L44 58H41L42 56H40L37 51H36L37 53H35V50L32 51L33 49L30 48L29 47L30 45L28 44V43H30L29 42L30 37L33 36L32 34L21 33V31L11 32V31H9V29L1 30V32ZM217 31H219L218 28H217ZM241 31H242V33H241ZM175 33H177V32H175ZM257 33H258V35H257ZM0 34H2V33H0ZM67 34L69 35V33H67ZM169 34H171V35L174 34L173 36H177V37H175V40L172 39L175 42L172 41L168 37ZM171 35H170V37L174 38ZM205 35H207V36L205 37ZM41 36H42V34H41ZM2 37H4L5 41ZM178 37H179V39H177ZM181 38L183 41L182 40L179 41ZM6 40L8 42H6ZM171 41L174 42V44L176 45L173 49L175 50L178 48L177 51L178 50L181 51V48H179L180 44L182 46L185 44L184 45L185 50L183 49L184 47L182 48L184 53L182 51L181 52L178 51L179 52V54H178V52L174 51V53H177L175 55L173 53V50L171 49L174 46V44ZM259 41H261V43ZM182 42H183V44H182ZM215 42L217 44V48H219L218 50H216L217 48H215L216 44L213 45L214 47L212 46V48H211V45ZM257 42H259V44H256ZM263 42H264V40H263ZM178 43H179V46H178ZM169 44L171 46H169ZM218 44L220 46H222L223 48H221L220 46L218 47ZM259 45L260 46L263 45V48L259 47ZM83 46L84 45L82 44V45H79V47H77V48L82 49ZM209 46L211 49L209 48ZM257 47H259V48H257ZM29 48H30V50H29ZM139 48H144L145 50H147V48H148L150 52H147L148 50L145 52L147 54L150 53V55L149 54L147 55V57H146L147 60L145 62H144V60L146 58L144 57L143 63H142V61L141 62L138 61L137 63L134 62V64H133V62L130 61L131 56L133 55L135 50L139 49ZM214 48L216 50V51L214 50L216 52L214 54H216V55L211 54V56H210V53L214 52L212 50ZM254 48H255V51H254ZM27 49H28V51H26ZM224 49L227 50V52ZM97 50H98V48L96 49V51ZM139 50H141V49H139ZM98 51H100V50H98ZM143 51L144 50L142 49V52ZM166 51L169 53L168 55L166 54L167 53ZM169 51L170 52L172 51V52L170 53ZM208 51H211V52H209V54H208ZM223 51H224V53H222ZM257 51H259L258 52L259 54H256V55L259 58L261 57V59H259L256 55H254V52H257ZM145 52H143L144 55H145ZM164 54L167 55L165 57V59L161 58V57L165 56ZM170 55H173V58H175V60L181 59V61L176 63V64L180 63L178 65L181 68H178V65L176 67V64H175V69H178L179 75L182 73L181 74L182 78L183 77L187 78L188 72H189V74H188L189 77H190V75L195 73L194 76L192 75L194 80L192 77L189 79H192V81H195V79H196V80H198L199 83L197 81H195L196 83L194 82V84H193V82H192V84H193V86L191 84L192 90L194 89L193 87H195V89L198 87L197 88L198 91H199L200 87H204L203 85H201V84H204V81H203V83H201L202 80L199 81L201 78V75L197 74L198 71L200 72V70H197V69H201V66H203V68H204L205 65H204L203 60H204V58L206 59L207 56L208 57L216 56L215 59L218 58V62L220 64V65L217 64L218 62L216 61L217 66L219 65L218 68H217V66H215L216 69L219 71L222 69L223 71L225 70L226 72L228 69L229 72L232 71L231 72L232 75H229V79L232 76L231 77L232 79L234 78L236 80H239L238 81L239 84L238 85L236 84L237 86L233 85L231 87L233 90H235V92H238L237 90H239V89H240L239 91L243 92V93L239 92L240 93L239 95L245 94L243 96L241 95L243 97V99L238 95L239 97L237 99V105H236V107L238 108V112L240 111L239 117H241L243 119V121H242L241 118H239L238 123L240 124V126L243 124V126H245V128H247L245 130V128L243 126H241L242 129L240 128L241 129L240 131L242 132V130H243V132L240 135L242 137L248 135L246 137V139L248 141L244 137H243V139H245L249 143L251 141V143L250 144L247 143V145H248L250 150H252L254 147L255 149H253V150L255 152L252 150L253 152L251 151V154L249 157H251V155L253 153V154H255V155H253V158L256 159V161H254V159H252V157H251L250 160L252 159L253 163L251 164V162H250V166H249V164L246 166L247 168H248V166L250 167V168H248L250 170H248V169L247 170H248L249 174L251 173L250 175L248 173L246 174L249 177H247L245 175L247 177L246 178L247 183H246V180H244V175H242L243 177L242 176H239L236 178H234V176L231 177V180H229V181H232L233 183L226 181L229 178L228 176H230V174L232 175L231 171L233 172V168H232L233 165L231 163H229L230 160L227 159L228 156H230V155L227 154L226 152H224L223 150L219 151V149L216 147V144H214L215 142L218 143L220 140L223 143L227 142V137L225 138L224 137L225 135L220 134L222 132H220L219 133L220 135L218 134L217 136H216V134H212L213 135L212 139L210 137L211 134H209L210 136L207 135L208 137L206 136L208 140L210 138L211 141L210 140L209 141L213 145L212 147L213 148L215 147L214 149L211 148L212 150H209L210 149L209 148L208 150L210 152H208V150L206 149L207 153H208V155H206V153H205L206 150L204 149L206 147L204 146V144H207L209 142L204 143L203 141H205V140L203 138L209 132L212 133L210 131L211 129L212 130L213 129L216 130V129L211 128V126L210 127L207 126V127H209L208 129L211 128L208 132V129L206 126H204V127L202 126L203 129L206 127V129L203 130L201 127H199L200 125L198 123H195V122L192 123L193 124V126H192V124H188L187 122L185 123V121H184L185 119H184V117L182 119V115H179V116H181V119L183 120V122L186 125L183 124L181 119H180L181 121H178L179 116H177V113H175L176 112V105H174L176 103H175V100H173V98H172L173 97L172 91H174L175 88H174V86H172L174 88L172 90L170 87L171 85L169 86V84L167 82H164L163 81L164 79H162V78L158 79L159 76L157 73L158 71L160 72V70H159L160 66L159 65H162V64H165L166 62H169L168 60H169V58H171ZM220 58H221V61H219ZM223 58H225V60H223ZM256 58H258V59L255 60ZM10 61L12 63H10ZM170 62H171V60H170ZM182 62L185 64L184 66H181ZM225 62H227L228 64H226ZM15 63H17V64H15ZM127 63H130V64H127ZM166 64H165L166 65L165 67H167L169 65L168 63H166ZM229 64H230V70H229ZM221 65L223 66V68ZM231 65L233 66V68ZM162 67H164V65L161 66V70H162ZM226 67H228V68H226ZM182 68H184V70H183L184 72H186L189 69L188 72L186 73V75L183 74ZM222 70L220 72H222V73H224V75H226L225 74L226 72L225 71L223 72ZM237 72L239 75L237 74ZM155 73H157V76H154ZM176 73H177V70H176L175 74ZM196 74L198 76H200L199 79H198ZM195 75H196V78H195ZM224 75L221 78H224ZM227 75H228V73H227ZM227 75L225 77H227ZM244 75H245V77H247V79H249V81H247L248 83L245 82L246 79H244ZM80 76H81V79L83 80V85H84L83 87H85L84 90L86 92L88 91L86 94L87 95L86 97H87V99H89V102H91V104L94 105L95 99H94L93 94H92L93 92L92 91L89 92V90H91V88L89 87V78H88L86 71L81 69ZM177 76L178 75L176 74V77ZM240 76H242L243 78H239ZM248 76H250V77H248ZM11 78H13V79L15 78V80L12 81L13 79H11ZM153 79H154V81H153ZM234 79L232 81L237 82ZM241 80H242V82H241ZM27 81H29V82H27ZM25 83H27V84H25ZM145 83H146V85L148 83V86L152 85V87L150 86L151 89L146 88L147 90L148 89H150L152 91L154 90V92L157 90L156 92H158V93H156V94H157L158 100L162 99L164 101V102L160 101V103H162V102L164 103V105L162 103V106H166L167 104H170L168 106H171L170 107L171 111H169V113L170 112H172V113L169 114L168 116H165V114H163L164 111H162V110H161L162 112L160 111V113H162V115L158 112V114L161 115V116H159V120L161 119L160 117H162V116H165V117H163V120H164V118L172 116V118L170 117L171 120L169 118L165 119L166 122H167V120H168V122H170V123L167 122V124H169V125L171 124L170 126L169 125L167 126L168 128L170 127L169 130L171 128H172V130L174 128L176 129V127H175L176 124H180L181 126H184V131H183V127H182V131L180 132V134L177 137V142H178V144H180L179 145L180 147L177 146V149L179 151V152L177 151V153L178 154L180 153L179 157L180 156L183 157V160H184L183 163L184 162H185L184 164L188 163V165H191V166H192V164L195 165L198 163L199 166L195 165L194 169L197 166L199 168L197 167L195 170L203 168V169L198 170L196 172L194 169H192L193 166L192 167L190 166L191 170H194L195 172L192 171L193 173L191 172L189 174L190 175L189 177L191 178L192 175H193L192 179H194V177L195 178L200 177V181H203L205 178L204 182L206 184L204 186H202L201 188L209 190V193L207 192V190H204L205 193L203 192V189L198 190L201 194L203 193L202 194L203 200L200 198H198V200L195 199L194 201H200L201 200L199 203H196V205L192 204L194 201H193V199H191L192 193H190V192L194 193L193 189H190V190L187 189V190H184L183 192H179L181 194H179V195L176 194L178 196L177 197L175 196L176 198L173 197L174 198L173 199L171 197V195L169 194V191L165 190L166 188L164 187V184H165L166 180L168 179V174H166L167 170L162 168V171H161V169L159 170V168L156 167L157 162H156V166H155L153 162L151 163L152 164L151 165L150 163H148L147 160H145L148 156L152 155L151 153L155 152V148L151 147L153 145V143H151V142H153L152 139H154V136L152 134H150L151 129L153 128V125H151L150 123H152V121H154V120H157L156 118L158 116H156V115H158V114H156V112H155L156 109H158L159 107L162 109V106L157 107V106H155L156 104H153V106H154L153 107V106H151L152 104H150L146 101H144V103L141 102L143 100L140 101V99H142L143 95L148 93V91H150V90L147 91L146 89L144 90V88L146 87V86L144 87ZM165 83H167L168 85ZM240 83H242L243 85ZM28 86H27V88H29ZM248 86L250 87V90H248L249 89ZM31 88H33V87H31ZM152 88H154V89H152ZM195 89L193 91L197 92V90L195 91ZM242 89H244V90L242 91ZM19 90L20 89H18V91ZM35 90H34V92L36 93L37 91H35ZM25 91L30 92V89L29 90L25 89ZM32 91L30 93H32V95H33L34 93ZM244 91H246V92L244 93ZM6 92H3L1 94L3 97H5L4 99H6V97H7V95H3ZM22 92H24V90L21 91V94H22ZM11 93H10V96L8 97V98H11V100L10 99L8 100V98L6 100L10 101V105L12 103H14L11 106L15 107V104L17 105V102H18L17 101L18 100L17 94H19L20 92L19 93L17 91L14 92V93H17L16 97H11ZM14 93H12V95ZM65 93H67V91H65ZM21 94H19L20 95L19 97L24 96V94H22V95ZM64 94H61L62 97L60 95L59 96L56 95V96H58V97H56L55 94H53L52 98H53V100L56 99L55 102H52L53 100H51L50 98H49V101L46 98L45 100L48 101V102H46V101H44V99H40V97L36 98V97H38V95H36V96L34 95V96H32L33 97L32 100L36 99L37 101L42 100V103L44 102L42 104L40 101L37 104V106H40L42 104L40 106L42 109L36 110L39 112H36V114H35V115L39 114L40 116H35L33 113V114H31V117L30 116L28 117V114L26 112H24L25 114H27L25 116V114H22L23 112L20 111L22 109L20 107H17V109L19 108L20 110L17 111V109L13 108V110L16 111L15 112L12 109H10L12 112L8 111L7 112L8 116H5L6 113H4L5 114L4 115L1 111L2 114L0 113V124L2 123L4 125H6L5 122H7L8 124L6 126L8 127L9 125L11 126V124H12L11 122L13 120H15L13 123L15 125H17V127L15 128V131H12L14 134L12 132H10L9 135H11V134L16 135L15 132L17 134L21 135L22 132L23 133L26 132L24 135L22 134L24 136V138H23V136H21L20 138L22 140L24 139L22 141V142H24V144L27 143L30 145L32 143L34 145L35 142L37 144H41L40 141L42 142V138H43V140H45V138L42 136L43 132H45L43 134L45 137H48L47 135L52 137L54 134L53 138L55 140L57 138V137L55 138L56 135H59V137H60L62 135V133L67 134L68 130H70L72 128L71 129L72 131L66 135L69 137L64 136V137H66L64 140L65 141L64 144H63V142H61V140L64 137L61 136L60 137L61 140L58 139L59 137L57 138L60 141V142H58V144L60 143V147H63L62 149L60 147H58L57 150H60L62 152L63 160H65L64 158H66L68 161V164L69 163L71 164L69 166L76 168V172L78 171L79 173L77 172V174H79V175L82 173L81 171H83V170L88 171L89 170V172H91V175L93 176V180L99 181V180H97V178H94V177H96L100 172H102L100 174H101V177L103 179H101L99 181L101 184L100 183L94 184L95 189L93 188V190H92V193L97 192L95 194L96 195L95 197L96 198L98 197V199H101L100 197L102 196V193L106 192L107 187H108V179H109L108 174L106 171H104L105 170L104 168H102V170L104 172L102 170H100L101 168L98 169V170H100L98 172L96 165H95L94 157H93L94 151H92L90 149V147L87 145V142L90 140L89 139L90 137H88V135L85 133H84V135L81 134L80 129L78 130L77 129L78 127L76 125L77 124L76 122H78V121H76V119L78 117H83L84 119L89 121L91 118V114L94 113L95 114L94 117L98 118L101 111L98 107H96L97 109L95 108L93 110L94 111L93 113H91L92 111L90 112L89 109H88L89 111H86V109L83 107V103H82L83 100L80 99L79 96H78L79 97L78 98L74 94H69V95H67V94L64 95ZM259 94H261V95H259ZM171 95H172V97H171ZM2 96L0 97V99L2 98ZM25 96H29V94L25 95ZM263 96L261 98H264ZM13 98L17 102L15 100H12ZM159 98H161V99H159ZM239 98H241L242 100ZM2 100H3V98L0 101H2ZM50 100L52 103L50 102ZM239 100H240V102H239ZM246 100L249 104H251L253 102L252 105L249 106V104L246 102ZM145 102H146V105H145ZM172 104H173V107H172ZM95 106H96V104H95ZM243 106H245V107L243 108ZM246 106H249V108ZM245 108H246V111L244 110ZM36 109H39V108H36ZM46 110H48V113L50 111V114H52L54 112L52 115L53 118H52V120H50V122H52L53 125H51V123L48 121L51 118L47 119V117L45 116V114H47V112L45 113ZM19 111L21 112V114H18V113H20ZM40 111L41 112L43 111L42 113H45V114H41ZM14 112H15V114L18 112L17 116L15 114H13ZM173 114H174V117H173ZM197 114L198 113L196 112L195 115H197ZM32 115H34V117H39V118H37V119H39V122H37V119H35ZM43 115H44V117H46L44 120H47V122L49 124V125L46 124L47 122L45 123V121L42 122V123H45L44 127L41 126L42 120H40V117H42ZM154 115L156 117H154ZM240 115H243V116H240ZM6 117H11L12 119L10 118V120H9ZM44 117H42V118H44ZM4 118L7 119L8 121L3 122L2 120ZM54 118L57 120L56 122H55ZM258 118H260V119H258ZM34 120H35V123H34ZM53 120L55 123L53 122ZM240 120L242 122H245V123H241ZM260 122H261V124H260ZM37 123H39V124H37ZM148 123H149V125H148ZM14 124H12V125H14ZM187 124H188V126H187ZM15 125L11 126V127L13 128V127H15ZM46 125H47V127H49L50 125L51 126L49 128H45ZM197 125H199V126H197ZM259 125H261V126H259ZM40 126H41V128L43 127L42 131L40 129ZM69 126H71V128ZM195 126H197L199 128L200 133L198 132V128L195 129ZM20 127H21V129L24 128L23 131L21 129L20 130L22 132L20 130L16 131V129H18ZM37 127H39V128H37ZM8 128H10V127H8ZM66 128H68V129L66 130ZM83 128H85V127H83ZM2 129H4V128H0V130H2ZM13 130H14V128H13ZM63 130H64V132H63ZM200 130H202L203 133L205 132L206 134L204 133L205 134L204 135ZM254 130H255V132H257L259 134L255 133ZM245 131H247V132L244 133ZM1 132H3V130ZM183 132H185L186 134ZM249 132L255 133L254 134L255 137L253 138L252 137L253 134L252 133L249 134ZM89 133H91V132H89ZM146 133H149V134L147 135ZM183 134H185V135H183ZM0 136L2 137V134H0ZM214 136H216V138H214ZM221 136L224 138H222ZM250 137H252V138H250ZM20 138H18V139H20ZM257 138H260V139H258L257 141H254ZM21 139H20V141H21ZM37 140H40V141H37ZM216 140H218V141H216ZM260 140H262V141H260ZM120 141H124L125 144L126 143L128 144V147H125L126 149L124 148L121 151H120V145H119ZM252 141L254 142V144ZM43 142L45 143V141H43ZM56 142H57V140H56ZM124 142H121V143H124ZM255 142L256 143L260 142V144L259 143L255 144ZM36 143H35V145L38 146ZM210 143L208 145H210ZM62 144H63V146H62ZM201 144H203V145H201ZM164 146L168 147L166 144ZM209 147H211V146H209ZM134 148H136V149L134 150ZM216 148L218 150H216ZM258 148H257V150H258ZM202 149H204L205 152ZM137 150H138V152H137ZM213 150L218 151V153L217 154L214 153ZM55 151H56V149H55ZM60 151L58 152L59 154L61 153ZM141 151H142V153H140ZM248 151L246 150V152H248ZM219 152H220V155H219ZM221 153H223L222 154L223 158L221 157ZM263 153H264V149H263ZM205 155H206V157H205ZM223 155H225V157ZM81 156L84 158H82ZM60 157H61V155H60ZM144 157H145V159H144ZM181 157H180V159H182ZM218 157L219 158L221 157V159H223L222 160L223 162L220 160V162L222 164H224V162L226 161L224 165H226V167H228L230 169L229 170L230 174L228 173V176H227L228 171L223 170V168L227 169V170H228V168L223 167L224 165L222 166L219 161L216 162L217 165L215 164V160L218 159ZM213 158H215V159H213ZM224 159H225V161H224ZM145 162H147L148 164H146ZM194 162H195V164H194ZM258 162L262 165L256 164ZM88 163L90 164V168L86 167ZM208 163L213 164L216 167H214L212 165L213 166V168H212V166L209 165V166H207V167H209L207 169L206 165H208ZM217 166H219V168ZM73 168H71V170H74ZM79 169H80V171H79ZM58 172H60L59 174H61L60 170ZM210 172L211 173L213 172V173L211 174ZM222 172L228 177L227 179L225 178L226 176H224V174ZM167 173H168V171H167ZM45 174L50 175V176L53 175L50 177V179L48 178L49 176L47 177L50 181L54 180V181H52L54 183L55 182L56 183L61 182V181H58V179L60 178L58 173L54 172L53 174H49V173L48 174L45 173ZM208 174L209 175L211 174L210 175L211 177H209ZM254 174L256 177L254 176ZM222 175L224 176L225 179L222 178ZM80 176H78L79 181L81 179ZM220 176H221V179H220ZM240 177H242L243 179L240 180ZM232 178H233V180H232ZM236 179H237V181H236ZM254 179H255V181H253ZM221 180H222V182H221ZM197 181H198L197 178H196V180L194 179V182L196 183V189H200V187H198V186H201V185L197 184ZM200 181H198V182L201 184L202 183L204 184V182H200ZM252 181H253V183L254 182L255 183L254 184L250 183ZM49 182H47L48 184H46V183L43 184V186L45 185V187L42 186V188L47 187V188H50L49 190H51V189L54 190L55 186H57V185L54 183H49ZM219 182H221V183H219ZM218 183H219V185L220 184L221 185L218 186L217 185ZM226 183H228V184H226ZM235 183H236V185H238V186H236L237 190H236V188H234ZM245 183L250 185V186H247ZM80 184H81V181H80ZM222 184H225V185H222ZM229 184H233L234 186L232 185L231 187H229L230 186ZM50 186H53L54 188L50 187ZM253 188H255V187H253ZM185 192H186V195H185ZM236 192H238V193L242 192V193L240 195V193L238 194ZM236 194L240 195L241 197L244 196V198L243 197L241 198L239 196L237 197ZM5 195L3 193L2 197L4 199L8 200L7 198H9V195L6 196L7 198H5ZM246 196H248V197H246ZM204 197H206L207 199ZM71 198L72 197L64 198L63 201L65 200L66 204H68V205H66L64 203L67 207L65 205H63L62 206L63 208L60 207V209L62 211H64V210H66L67 212L69 211L68 214L71 215L70 219H73L75 214H77V210L75 209L76 200H74V198H72V199ZM192 198H193V195H192ZM249 199H251V201H253L254 203L253 202L251 203V201ZM246 201L250 202V204H257V205H255V207L257 206L256 209H258V210L256 211V209H255V211L252 212V213H254V217H252V213H249L251 211L244 210L245 204H249ZM190 202H192V203H190ZM188 203L190 205L192 204L191 205L192 207ZM54 206H55V204H54ZM14 208H16V209L13 210V212L14 213L18 212V213H16V215L20 214V216H21L24 214L27 215L28 213L30 214V212H26L27 214L25 212H23L21 214V211L17 210L18 208L16 206ZM41 208H38L39 210H37V211L38 212L41 211L40 212L41 214H43L42 211L45 212L44 214H47L45 207H43V209H45V210H43ZM239 208L241 209V212L238 211V210H240ZM229 211H231V212H229ZM236 211H237V213H236ZM246 212H248L251 215H247ZM31 213H32V211H31ZM200 215L202 216V218L200 217ZM72 216H73V218H72ZM205 216H206V219H205ZM75 218H76V216H75ZM209 218L213 219V220L215 218V220L213 221V220H210ZM210 222H212L211 223L212 226H210ZM153 223L156 224V226L161 227L162 231H159L157 233L154 232L156 226L154 227ZM198 225L202 226L203 228L202 227L199 228ZM205 225H207V226H205ZM152 227L154 229L153 232H152L153 229H151ZM198 228H199V230L202 228L200 230V233L202 231V233H201V234H203L202 236H201V234L197 235V232L199 234ZM164 229H165V231H164ZM161 232H164V233L160 234ZM189 233H192V234H189ZM193 233L196 234L197 236L195 235L196 236L195 237ZM154 234H155V236H154ZM156 234L159 236H157ZM187 235H190V237ZM55 239H56L55 244H57V245H55V249H56V248H58L59 242L61 239H58V238H55ZM155 240H153L154 243H155ZM185 240H187V241H185ZM188 240H189V244H188ZM190 240H192V241L190 242ZM163 242H164V244H163ZM191 243H193V245ZM195 243L198 244L197 245L198 248H199V245L201 244L200 248H202V249L200 250V248H199V251H198L197 246H194V245H196ZM190 244L194 247L195 250L193 249V247ZM203 244H206V245H203ZM185 245L187 247H190V248L185 247ZM167 248H169V249H167ZM181 249L184 251H182ZM186 249L189 252V254H186L187 253ZM190 249L193 250L192 251L193 253L191 252ZM48 250H50V249L43 250V252L41 251L42 253L39 252V254H36V252H35V253H33V255L32 254L21 255L20 257H22V258L19 262H21L20 264H25V263L26 264H44V263L45 264H47V263L52 264L54 259H55L56 253L54 250H53L54 252L51 250L49 252ZM114 250H119V252H117V253H120L123 251L126 254L120 253L117 255L118 257L114 256L116 258H111L110 257V256H112L111 251L113 252ZM175 250H177L178 252ZM195 251L197 253L196 258L198 256V254L201 253L199 255V259H197V260H196L195 255H194ZM183 252H185L184 254L186 256H184V254H182ZM127 254H128V256L126 257ZM173 254H175V253H173ZM27 255H28L27 258L30 261L26 258ZM23 257H24V259H23ZM61 257H62V261H63L62 263L67 264V261H65L66 257H64L63 255H61ZM181 258H182V260H181ZM183 258H184V260H183ZM51 259H53V260H51ZM211 260L213 262H211ZM219 260H220V262H219ZM176 261H174L173 263L175 264ZM173 263H171V264H173ZM149 264H151V263L149 262Z\"/></svg>","mask_w":264,"mask_h":264}]
</instances>
